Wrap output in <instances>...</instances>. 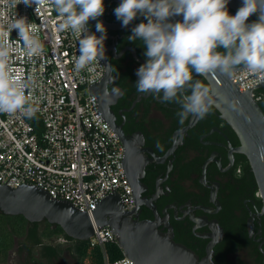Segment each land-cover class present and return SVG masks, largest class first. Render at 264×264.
Masks as SVG:
<instances>
[{"label":"flooded vegetation","instance_id":"af4514ba","mask_svg":"<svg viewBox=\"0 0 264 264\" xmlns=\"http://www.w3.org/2000/svg\"><path fill=\"white\" fill-rule=\"evenodd\" d=\"M121 2L104 0V14L89 20L85 33L103 35L97 22L106 30L108 68L98 99L127 147L126 167L141 201L138 222L153 223L162 239L185 247L199 262L210 257L214 264H264V214L257 213L263 202L254 193L247 158L237 152V134L214 106L203 119L189 115L181 124L178 104L137 92L146 48L139 39L129 40L130 27L147 20L138 15L122 26L114 15ZM196 80L205 82L193 72ZM28 223L24 235L14 236L10 264H78L76 240L51 235L47 221Z\"/></svg>","mask_w":264,"mask_h":264},{"label":"built area","instance_id":"2783aa9c","mask_svg":"<svg viewBox=\"0 0 264 264\" xmlns=\"http://www.w3.org/2000/svg\"><path fill=\"white\" fill-rule=\"evenodd\" d=\"M19 18H26L28 31L42 43V54L29 57L16 29L0 41L10 46L12 75L28 83L26 94L38 111L31 118L0 113V185L37 187L92 220L99 204L114 193L125 210L133 212L137 204L125 168V145L91 92L106 76L105 63L100 60L91 71L76 70L78 37L58 30L62 18L52 6L0 0V32L9 33ZM232 79L242 93L252 91L261 101L257 91L264 85V74L242 69ZM89 242L101 249L104 264H135L126 256L110 260L106 246L118 242L109 227L95 226Z\"/></svg>","mask_w":264,"mask_h":264},{"label":"clouds","instance_id":"9594fccd","mask_svg":"<svg viewBox=\"0 0 264 264\" xmlns=\"http://www.w3.org/2000/svg\"><path fill=\"white\" fill-rule=\"evenodd\" d=\"M229 0H122L114 15L127 27L138 15L144 16L132 29L129 40L139 39L146 48V63L136 75V90L154 94L161 103L175 102L179 123L192 115L206 117L213 104V90L201 81L193 82L197 75L220 73L231 77L242 67L250 73L264 74V0H243L235 15L227 10ZM16 4L37 7L52 6L62 18L58 30L78 37L80 55L75 59L77 71L92 70V66L105 59L106 30L100 22L96 30L103 33L84 34L89 20H96L105 12L104 0H15ZM183 15L182 22L171 23L169 17ZM258 14V20L246 23ZM26 18L10 25L9 33L18 30L29 57L39 56L43 45L28 31ZM224 49L223 52L217 49ZM11 48L0 41V113H21L29 118L38 111L26 94L28 83L12 75L9 60ZM190 92V94H185ZM162 94V95H161ZM264 158V152H262ZM264 214V209H257Z\"/></svg>","mask_w":264,"mask_h":264},{"label":"water","instance_id":"95a60500","mask_svg":"<svg viewBox=\"0 0 264 264\" xmlns=\"http://www.w3.org/2000/svg\"><path fill=\"white\" fill-rule=\"evenodd\" d=\"M242 5L243 0H229L227 10L230 15H235ZM169 21L182 22L183 15L169 17ZM253 22L256 21L251 15L246 23ZM102 60L107 70L108 61L106 58ZM242 69L238 68L235 73ZM232 76L215 73L202 77L213 90V106L221 112L222 118L233 128L241 142L237 152L244 155L250 164L264 209V158L261 155L264 152V111L253 98L252 91L242 93ZM98 85L92 87L91 92L99 98ZM260 88H264V85ZM193 125L194 122H191L188 128ZM125 148V168L137 204L133 212L126 211L120 195L114 193L99 204L92 220L87 213L80 212L66 201L53 199L37 187L13 189L4 185H0V211L9 216H23L31 223L47 221L51 225L60 226L71 239L81 242L91 240L95 226L109 227L124 256L132 259L135 264H214L210 257L199 262L195 254L185 247L169 239H162L153 223L138 222L141 201L138 192H135L136 184L126 167L128 152Z\"/></svg>","mask_w":264,"mask_h":264},{"label":"trees","instance_id":"16d2710c","mask_svg":"<svg viewBox=\"0 0 264 264\" xmlns=\"http://www.w3.org/2000/svg\"><path fill=\"white\" fill-rule=\"evenodd\" d=\"M252 17L254 21L258 20L255 14H253ZM217 50L221 52L224 51L222 48ZM204 81L205 86L208 87V83L205 79ZM257 94L262 98L259 105L264 111V88L258 89ZM257 192L258 187L254 179V193ZM28 224V221L23 216H5V214L0 211V264H10L8 261V253L13 248L14 236L20 232L24 235V232L29 228ZM48 225L51 235H61L71 239L64 233L60 226ZM51 226H56V228H50ZM71 241H73V239H71ZM76 244L77 245L73 248L72 253L78 264H104L103 253L99 247H92L90 242L76 241ZM106 251L112 262L124 257L123 251L120 249L119 245L115 243L107 245Z\"/></svg>","mask_w":264,"mask_h":264}]
</instances>
